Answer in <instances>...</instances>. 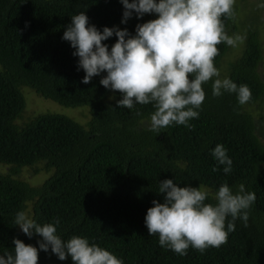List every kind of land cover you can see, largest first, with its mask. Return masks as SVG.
I'll list each match as a JSON object with an SVG mask.
<instances>
[{
	"label": "trees",
	"instance_id": "trees-1",
	"mask_svg": "<svg viewBox=\"0 0 264 264\" xmlns=\"http://www.w3.org/2000/svg\"><path fill=\"white\" fill-rule=\"evenodd\" d=\"M81 11L98 29L117 26L130 34L137 23L156 18L133 15L122 24L120 0H0V164L7 167L0 171V254L13 253V238H18L38 248L37 264H73L70 256L59 260L50 248L40 250L42 238L28 237L15 225L16 213L24 211L38 223L58 218L62 240L87 237L123 264H264V121L244 107L256 103L264 112L257 14L245 27L241 52L220 74L247 85L251 99L240 105L235 93L214 96L212 78L202 84L205 99L191 127L173 124L157 132L148 126L151 103L119 107V90L99 83L103 73L81 82L85 73L78 70V57L62 39L71 17ZM231 19L221 17L225 31ZM115 39L102 43L110 47ZM216 47L217 67L228 44ZM23 86L66 107L88 106L87 126L55 113H39L17 126L26 106ZM216 144H223L232 160L228 174L211 153ZM23 168L48 176L32 185L20 177ZM166 178L179 186H206L209 203H215L222 183L234 192L243 184L255 193V202L246 210L247 222L237 218L220 247L203 252L189 247L179 255L160 246L158 235H149L144 225L151 201L162 202L158 182Z\"/></svg>",
	"mask_w": 264,
	"mask_h": 264
},
{
	"label": "clouds",
	"instance_id": "clouds-1",
	"mask_svg": "<svg viewBox=\"0 0 264 264\" xmlns=\"http://www.w3.org/2000/svg\"><path fill=\"white\" fill-rule=\"evenodd\" d=\"M123 5L121 23L135 15L156 18L135 25L134 34L127 28L103 26L102 30L89 22L84 11L71 17L62 34L78 57V70L84 71L81 82L88 84L94 76L106 89L119 90V107L132 109L134 105L151 103L150 130L177 124L191 127L189 121L198 118L205 91L202 84L212 78V94L235 93L237 102L244 105L251 99V90L237 85L231 78H221L214 65L217 44L234 46L239 36H229L221 20L233 15L234 0H120ZM261 6H264L262 0ZM115 36V42L102 43ZM114 97H110L113 99ZM137 110V115H139ZM223 172L232 170V160L223 144L211 150ZM214 170H216L214 168ZM157 193L162 202L151 201L144 215L148 234L158 235L160 246L179 255H186L189 247L203 252L208 247H220L235 220L247 222V209L255 202V193L240 184L233 191L222 183L214 193L215 203L206 202V186H179L172 179L158 182ZM232 219L225 224L227 217ZM14 223L28 237L38 234L40 250L51 252L59 260L70 256L73 264H123L109 250L90 243L87 237L73 235L62 240L54 222L38 223L24 211H18ZM14 252L0 254V264H37L38 248L13 238Z\"/></svg>",
	"mask_w": 264,
	"mask_h": 264
},
{
	"label": "rangeland",
	"instance_id": "rangeland-1",
	"mask_svg": "<svg viewBox=\"0 0 264 264\" xmlns=\"http://www.w3.org/2000/svg\"><path fill=\"white\" fill-rule=\"evenodd\" d=\"M262 0H234V10L231 19L230 26L226 29V32L229 36H239L240 40L234 46L228 45V50L225 56L223 57L221 63L217 66L220 71V74L224 71L225 64L231 59L235 58L242 48V43L244 40L245 27L248 26L249 18L253 13L257 14L256 26L259 31V38L262 46V60L258 67V72L261 75V78L264 80V6H261ZM21 93L25 98L26 106L24 109L23 117L21 119L17 118L20 124H15L20 126L28 118L35 116L39 113H55V114H64L69 116L83 127L87 126V121L89 120V108L88 106L82 107H66L58 104L57 102L46 99L33 91L27 86L21 87ZM244 107L248 109L254 115V118L264 121V112L259 109V106L254 104H245ZM22 115V114H21ZM261 131L264 133V122L261 126ZM264 138V134H263ZM264 142V141H263ZM7 167L0 164V171L6 170ZM31 168H23L20 174V177L26 180L32 185H39L42 181L48 176V173L44 170H41L39 173L33 174Z\"/></svg>",
	"mask_w": 264,
	"mask_h": 264
}]
</instances>
